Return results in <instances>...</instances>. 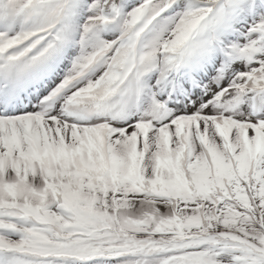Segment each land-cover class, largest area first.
Instances as JSON below:
<instances>
[{"label":"snow or ice","instance_id":"snow-or-ice-1","mask_svg":"<svg viewBox=\"0 0 264 264\" xmlns=\"http://www.w3.org/2000/svg\"><path fill=\"white\" fill-rule=\"evenodd\" d=\"M0 264H264V0H0Z\"/></svg>","mask_w":264,"mask_h":264}]
</instances>
